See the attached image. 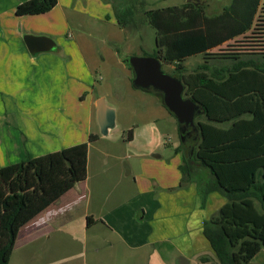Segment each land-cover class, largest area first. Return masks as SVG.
<instances>
[{"label": "trees", "instance_id": "1", "mask_svg": "<svg viewBox=\"0 0 264 264\" xmlns=\"http://www.w3.org/2000/svg\"><path fill=\"white\" fill-rule=\"evenodd\" d=\"M57 3L29 0L17 7L16 14H44ZM260 3L231 0L221 14L213 17L193 2L150 11L134 10L132 4L115 5L121 28L135 25L137 18L144 17L154 31L152 57L162 64H175L173 73L185 86L184 97L201 107L203 119L195 120L198 140L179 131L183 138L179 150L184 157L179 168L182 182L194 181L199 172L203 195L218 192L228 200L203 228L219 264H248L264 249V53L259 59L242 60L239 54L207 52L247 33ZM198 54L229 56L226 58L234 64L222 73L211 71L205 63L187 72L183 61ZM124 63L132 71L126 59ZM154 94L163 104L161 95ZM247 115L250 117H244ZM97 138L90 134L89 141ZM87 161L88 144L81 143L0 167V264H9L25 225L86 180ZM90 220L88 216V224Z\"/></svg>", "mask_w": 264, "mask_h": 264}, {"label": "rangeland", "instance_id": "2", "mask_svg": "<svg viewBox=\"0 0 264 264\" xmlns=\"http://www.w3.org/2000/svg\"><path fill=\"white\" fill-rule=\"evenodd\" d=\"M58 1L51 15L31 18L37 19L31 22L32 29L36 27L35 31H40L39 35H52L43 32L44 27H51L53 22L57 26L55 30L63 28L61 41H75L84 54L92 78L88 89L81 91V98L92 96L90 99H95V103L104 98L106 104L115 111L116 127L109 136L101 135L96 105L92 108L89 120L88 101L87 104H81L74 126L84 129L91 121L92 132L98 136L94 141L87 138L88 193L84 192L85 197L74 203L54 204L48 213L42 214L37 226L41 223L44 225L37 230L46 227L49 232L28 241L21 234L9 264H139L128 259L133 252L127 249L116 231H110L105 220L113 210V215H121L131 207L137 189L135 179L141 192L157 193L164 186L162 182L166 186L173 185L175 177L180 174V164L184 161L183 153L179 150L183 138L175 117L168 112L159 97L154 92L134 88L133 72L125 64H118L119 59L124 62L131 56H152L154 53L146 37L139 39L141 30H146L145 22L136 21L135 25L121 28L115 15V5L119 2L134 4L132 8L140 10L141 5L135 4L137 0ZM163 4L165 2L160 3L161 6ZM102 16L107 17L101 20ZM47 32L53 33L51 29ZM68 33L70 37H67ZM246 42V39H238L225 50L234 51L232 54H239L246 59L252 56L247 52ZM225 61L233 62L228 59ZM202 63L203 56L198 55L187 59L184 64L188 68H196ZM162 69L174 76L168 64H163ZM51 86V83L44 85L43 94L32 102L33 107L38 106L42 113H47L33 115L27 122L26 125L32 127L33 132L34 128L67 129L69 125L70 119L66 114L59 117L57 113L63 107L68 110L71 107L68 104L63 106L58 101V94ZM63 87L66 91V81ZM72 92L75 93V90ZM58 105L63 107L58 109ZM197 119L202 120L203 117L200 115ZM193 139L198 140L196 135L192 136ZM50 151H40L39 154ZM195 175L193 182L200 185L201 175L199 172ZM175 181L178 183V179ZM88 216L91 218L90 224L87 222ZM150 252L151 249L145 248L141 253L146 256ZM252 264H264V249Z\"/></svg>", "mask_w": 264, "mask_h": 264}, {"label": "crops", "instance_id": "3", "mask_svg": "<svg viewBox=\"0 0 264 264\" xmlns=\"http://www.w3.org/2000/svg\"><path fill=\"white\" fill-rule=\"evenodd\" d=\"M26 1L29 0H0V167L19 163L25 157L36 158L46 155L39 154L40 151L50 149L51 151L48 153H52L87 143L90 134H94L91 121L84 129L81 126L77 128L74 126V119L80 114L81 104H87L88 101L89 120L92 108L96 105V100L90 99L92 96L87 98L85 95L81 98L82 92L88 89L92 80L90 68L81 48L76 45L74 40L61 41L63 40V28L55 30L57 26L53 22L51 27H44L45 32L43 33L52 34H45V36L51 37L56 42L54 50L32 55L23 40L26 34L39 35L40 31H35L36 27L33 30L31 24L37 19L31 18L51 15L58 3L50 12L44 14L18 16L16 14L17 7ZM161 2H165V5L161 6ZM187 2L193 1L137 0L135 4L141 5L139 11H150L167 7H181ZM193 3L199 5L204 14L213 17L221 14L224 8L231 3V0H199ZM105 17L107 16L100 18L103 20ZM262 18H264V0H261L253 26L247 33L228 40L207 53H232L234 51L225 50L226 47L238 39H246L247 52L252 54L248 58H261L259 56L264 53V21H261ZM140 19L144 23V17L143 19L142 17L137 18L139 21ZM145 28L146 30H141L142 35L139 39L146 37L145 40L147 43L151 42L154 50V31L148 25ZM48 29H51L54 34L47 32ZM69 35L70 33L67 34V37H70ZM191 57L183 61L187 72L196 69L188 68L184 64ZM226 57L229 58V56H203V60L211 71L222 73L225 69L233 67L234 64L232 61L226 62ZM206 58L208 60H205ZM240 59L244 60L245 57H240ZM262 60L264 65V59ZM118 64L125 63L119 59ZM168 65L174 71L175 64ZM65 81L68 83L66 91L63 87ZM50 83L58 94V101L62 102L63 106L68 104L71 107L68 110L58 105V109L63 108L57 113L59 117L66 114L70 119L69 125L67 129L61 127L50 130L34 128L35 132H33V128L26 125L27 122L29 123L33 115L42 116L47 113H42L38 106L33 107L32 102L38 100L44 92V85ZM71 90H75V93H71ZM244 117L249 118L250 116ZM23 150L27 152L24 153ZM190 150L191 145L188 146V154ZM153 156L157 157L155 154ZM176 179H178V183L175 181ZM175 180L172 186H166L162 182L164 184L162 189L157 193H150L148 191L141 192L135 179L137 189L131 207L121 215H113L112 212L115 211L113 210L109 218L105 220L111 228L107 227L110 231H116L127 249L133 252L128 259L139 264H182L181 258H184L187 264H219L209 241L203 235V228L211 215L217 213L227 203V198L218 192L203 195V189L197 182H182L181 171ZM87 188L86 178L56 204L74 203L84 198V192L88 193ZM51 208L52 206L42 214L48 213ZM42 214L20 230L17 240L21 234H24V239L28 241V239H38L49 232L46 227L37 230L44 225L41 223L37 226L40 218L43 217ZM145 248L151 249L152 252L146 256L143 255L141 252H144ZM254 258L248 264H252Z\"/></svg>", "mask_w": 264, "mask_h": 264}, {"label": "water", "instance_id": "4", "mask_svg": "<svg viewBox=\"0 0 264 264\" xmlns=\"http://www.w3.org/2000/svg\"><path fill=\"white\" fill-rule=\"evenodd\" d=\"M23 40L32 55L50 52L57 45L54 39L45 35L26 34ZM126 60L133 72L134 88L159 93L164 106L175 117L180 131L197 129L195 120L202 114V110L191 98L184 97L185 86L181 80L166 74L162 69V62L156 57L131 56ZM96 109L101 135L107 137L116 127L115 111L106 104L104 98L96 102ZM181 261L182 264H187L184 258Z\"/></svg>", "mask_w": 264, "mask_h": 264}, {"label": "flooded vegetation", "instance_id": "5", "mask_svg": "<svg viewBox=\"0 0 264 264\" xmlns=\"http://www.w3.org/2000/svg\"><path fill=\"white\" fill-rule=\"evenodd\" d=\"M196 125V124H195ZM197 128V127H196ZM180 131V130H179ZM184 132V131H183ZM187 134H186V136L187 137H190V138H192V136L193 135H195L196 134V136L198 137V134H197V129H190V130H188V131H185Z\"/></svg>", "mask_w": 264, "mask_h": 264}]
</instances>
